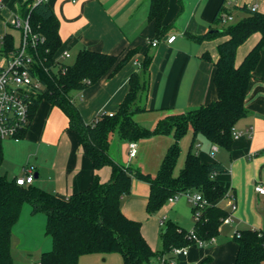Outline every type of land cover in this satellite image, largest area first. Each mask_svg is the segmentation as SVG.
I'll return each mask as SVG.
<instances>
[{
  "label": "trees",
  "instance_id": "1",
  "mask_svg": "<svg viewBox=\"0 0 264 264\" xmlns=\"http://www.w3.org/2000/svg\"><path fill=\"white\" fill-rule=\"evenodd\" d=\"M169 1L150 0L149 18L156 24L157 39L167 29L164 19ZM179 4L182 8V0ZM222 8L223 4L215 21H221ZM241 8L246 14L224 29L190 34L198 41L227 36L218 45L219 55L215 61L217 99L184 112L165 114L150 129L135 118L136 113L147 110L139 98L148 88L145 75L149 72L150 56L145 57L142 70L130 76L129 91L118 109L112 115L101 112L95 120L86 121L74 100V91L106 74L115 73L135 55L137 49L120 57L83 47L75 60L67 63L58 55L62 45L59 19L48 0H27L22 5L21 14L27 15L33 30L42 35L38 45L30 48L36 74L43 83L41 92L34 97L31 105V122L43 100L61 108L68 116L69 127L76 132L84 151L92 158L95 169L108 165L112 173L107 181L100 180L96 175L88 188L68 197L59 196L34 182L21 185L16 177L10 179L1 172L4 148L0 137V264H15L12 236L25 204L30 205L32 213L46 216L45 233L51 238L52 245L42 252L41 264H78L84 254L115 251L122 254L124 264H157L163 256L173 259L175 247L189 246L196 242V238L210 241L220 234V228L230 213L217 202L228 192L215 176L227 173L229 167L221 161L203 162L197 140L202 135L212 145L230 147L234 139L233 126L248 112L246 96L249 83L264 49V12L247 4ZM257 32L260 33L259 40L238 63L239 46ZM15 50L13 36L7 33L2 40L0 55ZM204 57L212 60L207 51ZM28 128L20 134L21 138ZM116 128L129 141L155 134H172L173 141L157 174L128 166L111 156L110 135ZM190 129L193 138L184 165L176 172L182 153L181 141ZM133 177L150 185L146 204L148 214L156 213L170 197L184 192H199L210 204L202 209L199 218L194 212L195 224L191 230L177 222H167L161 228L163 248L155 250L143 234L142 221L129 217L122 210V200L130 194ZM234 239L238 244V253L232 264H264V228L240 229Z\"/></svg>",
  "mask_w": 264,
  "mask_h": 264
},
{
  "label": "crops",
  "instance_id": "2",
  "mask_svg": "<svg viewBox=\"0 0 264 264\" xmlns=\"http://www.w3.org/2000/svg\"><path fill=\"white\" fill-rule=\"evenodd\" d=\"M26 1L5 0L4 4L0 5V40L2 42L7 33L11 34L15 48L20 45L23 34L21 28L11 26L10 18L15 13H21V7ZM234 1L237 6L247 4L251 8L256 6L257 10L264 12V0H182V8L179 0H170L164 19L167 29L158 38V44L153 46L151 41L156 37V24L149 18L150 0H48L59 19L62 45L58 55L61 60L66 62V58L61 56L64 50H68L70 56L76 57L83 47L120 57L132 49H137L135 55L118 71L112 75L106 74L98 81L74 91V100L84 119L93 121L101 112H115L118 109L129 91L130 76L133 72L142 70L146 56L151 57L149 72L145 75L148 88L140 96L139 101L147 110L136 113L135 117L139 114L156 113L158 121L168 112H184L216 100L218 91L215 83V61L219 55L218 45L227 36L198 41L190 34H203L216 29L215 16L220 6L223 4L222 13L230 14L227 11H230V5ZM245 14L246 12L243 16ZM173 34L176 38L169 42L167 37ZM259 38L260 33H254L239 46L238 63ZM206 51L211 54L212 60L204 57ZM46 102L47 104L44 103L42 108L36 110L24 137L19 140L11 138L15 142H20L22 168L12 177L9 169L3 168L2 163L1 172L11 179L22 175L26 166H31L35 174L34 183L36 178H40L38 186L62 197H68L88 188L96 175L100 180L107 181L111 176L112 168L107 165L95 169L92 158L84 151L76 132L69 127L66 113L61 108ZM246 107L248 112L236 123V128L242 131V135L234 138L227 149L225 146L214 144L218 147L217 151L224 147L222 150L226 155L218 157L217 151L213 154L212 143L202 135L198 136L197 148L203 162L221 161L229 167L227 173L216 174L215 178L224 184L228 197L236 203L237 207L234 211L237 210L236 213L239 214L237 190L246 184L253 188L251 195L253 194L258 202L255 213H259L258 217H261V214L264 215V206H261L260 202L264 195L258 194L254 190V185L264 182V49L249 83ZM186 136L189 148L193 138L192 129ZM154 137L172 138L170 142L173 141L172 134ZM117 139L119 138L113 140L109 148L114 159H117L114 151ZM202 142L207 143L208 147L200 151ZM171 143H165V154ZM30 145L33 151L26 152ZM140 145L137 143V153ZM128 146L129 143L126 142L125 153L121 152L120 160L117 159L119 162L124 163L130 157ZM146 185L147 189L144 192L138 195L129 194L123 198L122 210L129 217L142 221L144 236L153 249L160 250L163 248L161 228L166 224L163 218L167 222H177L185 227L178 220L184 212L176 202L172 201L174 204H165L155 215L149 217L146 204L150 185L148 182ZM224 198L219 201L223 207ZM174 206L176 215L173 217L172 213L170 217ZM36 222L42 223L44 230L46 216L41 213L34 214L30 206H25L14 229L19 234ZM240 229L243 227L237 224L234 233L230 236L225 234L219 239V234L213 245H210L212 242H208L200 248L190 244L187 254L181 255L177 264H198L203 261L204 264H232L238 253V244L234 235ZM45 242L43 251L52 245V240L48 236ZM22 246L27 248L25 245Z\"/></svg>",
  "mask_w": 264,
  "mask_h": 264
},
{
  "label": "rangeland",
  "instance_id": "3",
  "mask_svg": "<svg viewBox=\"0 0 264 264\" xmlns=\"http://www.w3.org/2000/svg\"><path fill=\"white\" fill-rule=\"evenodd\" d=\"M230 14L233 15L234 19L229 22H222V21H216L214 24V27L216 29H224L232 22L237 21L240 19L245 11L240 6L236 5V2H232L230 5ZM225 11V12H226ZM2 46V42L0 40V48ZM242 51V48H241ZM240 51V52H241ZM239 52V55H240ZM75 59V56L72 55L68 58H66L67 63H72ZM44 103L47 104L46 101H41L37 110L42 108ZM58 109V108H57ZM60 110V109H58ZM60 112H62L60 110ZM172 112H168L167 114H170ZM64 114V113H63ZM137 121H139L145 128H154L156 125V119L158 118V114L156 113H149V114H139L137 117H135ZM163 134H155L153 136L141 138L137 140L139 147V151L136 156H130L128 155V160L124 162L125 164H128V166H132L134 168L140 167L145 170L149 171L151 174L155 175L159 171V168L161 166V163L164 158L165 154V143H171V139L167 137H154V136H160ZM116 138L117 141L115 142V156L117 159L120 160L121 152L125 153L124 151V145L126 142H130L127 138H124L121 136L119 129L116 128L111 132L110 135V141L111 143ZM159 138V139H158ZM188 137L185 136L181 141V148L182 153L179 159V162L177 164L176 172L179 170L180 167L184 164V158L188 151ZM125 140V141H124ZM3 148H4V162H3V168L7 167L9 169L11 176L13 177L15 173H18L20 169L22 168V155H21V148H20V142H15L13 139L8 137L2 138ZM167 146V144H166ZM206 147H208V144L205 142L201 143V146L199 148L200 151L204 150ZM221 147V150L217 151V156H224L226 155V152L223 154V150ZM226 148V147H225ZM227 149V148H226ZM225 150V149H224ZM33 151L32 145H30L26 152ZM35 158V157H34ZM30 163H33V159L30 160ZM40 178L35 179V184L38 185V181ZM147 189L146 182L138 180L136 177L132 178L131 188H130V194H136L137 195L141 192H144ZM135 191V192H134ZM251 192H253V188L250 186H247L246 184H243L239 190H237V197H238V209L239 214H237V210L234 211L231 206V199L227 197L224 198L222 201V205L229 211L230 214H232L231 218L232 220H225L222 224V227L220 228V236L219 239L222 237V235H229L233 234L235 231L236 225H240L241 227L245 228H252L257 227L261 228L264 227V215L256 214L255 209L257 208V200L255 197H253V194L251 195ZM134 194V195H135ZM179 198V199H178ZM177 199L174 200V203L176 202L178 204V207L183 209V214H181V217L178 218L180 223L184 225L187 229H192L195 224V215L194 211L196 209V206L192 204L188 198L185 195H180ZM221 199V198H220ZM220 199L217 201L219 204ZM174 204L173 202H167V204ZM261 206H264V197L262 198V201L260 202ZM25 206H30L29 204H25ZM23 207V209H24ZM31 208V207H30ZM176 208L174 206L173 211L170 214V217H172V213L174 214L173 217L176 215ZM234 211V212H233ZM158 212V211H157ZM156 212V213H157ZM156 213L148 214L149 217H152ZM164 223H167V220L163 218ZM255 224V225H254ZM29 229H24V231L19 232L15 230L14 236H13V242H12V253L14 257V263L15 264H31L32 262H40L41 255L43 252V246L46 245L45 239L47 238V234L45 233V229L43 230L42 223L36 222L34 224H31V226L28 227ZM48 238H50L48 236ZM51 239V238H50ZM216 242L213 241L210 245L215 244ZM193 244L197 245L198 247L202 248L201 245H199L197 242H194ZM22 245H25L27 248H24ZM161 246V241H160ZM178 261V259H177ZM204 262V261H203ZM78 264H124V258L120 252H110V253H103V252H94V253H88L84 254L80 257Z\"/></svg>",
  "mask_w": 264,
  "mask_h": 264
},
{
  "label": "built area",
  "instance_id": "4",
  "mask_svg": "<svg viewBox=\"0 0 264 264\" xmlns=\"http://www.w3.org/2000/svg\"><path fill=\"white\" fill-rule=\"evenodd\" d=\"M4 2L5 0H0V5H3ZM252 8L256 9V6ZM233 19L234 17L232 14L221 13L222 22H229ZM10 24L11 26L21 28L23 37L20 45L16 47L14 52L0 55V137L19 140L21 138L20 134L30 125V112L33 99L43 88V83L36 74L34 58L30 52L31 47L35 48L38 45L42 39V35L33 30L27 15L21 13L13 14L10 18ZM175 38L176 35L173 34L167 37V40L172 42ZM158 42L159 40L154 38L151 44L156 46ZM70 55L68 50H64L61 53V56L64 58H68ZM109 114L112 115L113 112H109ZM232 132L234 138H239L242 135V131L237 129L236 126H233ZM128 147L129 155L135 156L137 153V142L130 141ZM217 148V145H213L211 152L214 154ZM34 177L33 167L26 166L24 168V173L17 176L16 181L21 185L30 184L34 182ZM254 190L258 194L264 195V182L256 183L254 185ZM180 195H185L188 200L196 206L194 211L196 218H199L202 209L210 204L199 192L180 193L170 197L169 201H174ZM231 206L233 210L237 207L233 200H231ZM231 216L232 214L225 220H231ZM191 234L196 238L195 233L192 232ZM213 241H215V238H212L210 241L196 238V242L201 246ZM187 252L188 246L175 247L172 251L175 256L173 259H168L166 256H163L157 264H165L166 262H169V264H177V259L181 255L187 254ZM31 264H41V262H32Z\"/></svg>",
  "mask_w": 264,
  "mask_h": 264
},
{
  "label": "water",
  "instance_id": "5",
  "mask_svg": "<svg viewBox=\"0 0 264 264\" xmlns=\"http://www.w3.org/2000/svg\"><path fill=\"white\" fill-rule=\"evenodd\" d=\"M211 32L219 31V29H211Z\"/></svg>",
  "mask_w": 264,
  "mask_h": 264
}]
</instances>
